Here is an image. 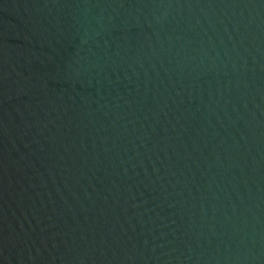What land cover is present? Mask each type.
Instances as JSON below:
<instances>
[{"label":"water","instance_id":"95a60500","mask_svg":"<svg viewBox=\"0 0 264 264\" xmlns=\"http://www.w3.org/2000/svg\"><path fill=\"white\" fill-rule=\"evenodd\" d=\"M0 264H264V0H0Z\"/></svg>","mask_w":264,"mask_h":264}]
</instances>
